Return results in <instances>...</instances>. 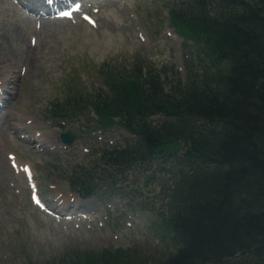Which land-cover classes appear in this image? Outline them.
<instances>
[{
    "label": "rangeland",
    "instance_id": "rangeland-1",
    "mask_svg": "<svg viewBox=\"0 0 264 264\" xmlns=\"http://www.w3.org/2000/svg\"><path fill=\"white\" fill-rule=\"evenodd\" d=\"M180 1L83 0L70 18L44 19L0 0V264H156L175 248L161 216L169 212L165 185L179 166L147 178L132 165L116 180L120 194L99 200L71 188L100 174L92 185L107 194L102 152L134 139L119 126L90 132L93 114L84 104L106 89L105 80L132 72L153 91L170 92L187 59L202 71L193 42L168 23ZM56 107L70 114H52ZM61 130L75 135L70 145L60 141ZM37 192L46 206L33 200ZM57 197L78 202V212L68 205L58 212ZM151 204L157 214L145 207Z\"/></svg>",
    "mask_w": 264,
    "mask_h": 264
},
{
    "label": "trees",
    "instance_id": "trees-1",
    "mask_svg": "<svg viewBox=\"0 0 264 264\" xmlns=\"http://www.w3.org/2000/svg\"><path fill=\"white\" fill-rule=\"evenodd\" d=\"M169 17L193 42L202 71L187 59L170 92L132 72L105 80L84 104L94 115L90 131L117 125L134 139L102 152L107 194L92 185L100 174L71 189L102 199L120 194L116 180L132 165L147 178L179 166L161 216L176 246L156 264H264V0H181ZM153 115L163 120L153 124ZM145 207L157 214L154 204Z\"/></svg>",
    "mask_w": 264,
    "mask_h": 264
},
{
    "label": "water",
    "instance_id": "water-1",
    "mask_svg": "<svg viewBox=\"0 0 264 264\" xmlns=\"http://www.w3.org/2000/svg\"><path fill=\"white\" fill-rule=\"evenodd\" d=\"M60 136H61L62 140H63L64 142L68 143V144L71 143L72 140H73V138H74V137L71 135V133H69V132H67V133H61Z\"/></svg>",
    "mask_w": 264,
    "mask_h": 264
},
{
    "label": "snow or ice",
    "instance_id": "snow-or-ice-1",
    "mask_svg": "<svg viewBox=\"0 0 264 264\" xmlns=\"http://www.w3.org/2000/svg\"><path fill=\"white\" fill-rule=\"evenodd\" d=\"M52 2V0H49V3H51ZM71 13H67V12H65V13H62V15H65V16H68V15H70Z\"/></svg>",
    "mask_w": 264,
    "mask_h": 264
},
{
    "label": "bare ground",
    "instance_id": "bare-ground-1",
    "mask_svg": "<svg viewBox=\"0 0 264 264\" xmlns=\"http://www.w3.org/2000/svg\"><path fill=\"white\" fill-rule=\"evenodd\" d=\"M11 64H12V63H11ZM10 66H11V65H10ZM10 66H9V67H10ZM9 67H8V68H9ZM8 68H7L6 70H9ZM12 68H15V67H13V65H12ZM10 70H11V69H10ZM1 82H2V81H1Z\"/></svg>",
    "mask_w": 264,
    "mask_h": 264
}]
</instances>
